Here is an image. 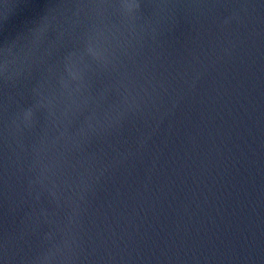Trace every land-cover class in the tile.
<instances>
[{"label": "water", "instance_id": "1", "mask_svg": "<svg viewBox=\"0 0 264 264\" xmlns=\"http://www.w3.org/2000/svg\"><path fill=\"white\" fill-rule=\"evenodd\" d=\"M0 264H264V0H0Z\"/></svg>", "mask_w": 264, "mask_h": 264}]
</instances>
